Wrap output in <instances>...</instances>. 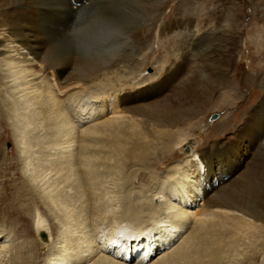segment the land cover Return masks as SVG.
<instances>
[{
    "label": "bare ground",
    "instance_id": "1",
    "mask_svg": "<svg viewBox=\"0 0 264 264\" xmlns=\"http://www.w3.org/2000/svg\"><path fill=\"white\" fill-rule=\"evenodd\" d=\"M165 2L0 0L2 107L54 217L38 213L34 225L45 236V264H238L246 244L252 264L264 247L256 244L264 231V109L256 106L259 116L223 141L189 146L181 138L232 84L241 49L225 22L233 0H212L201 22L190 0L167 15ZM154 31L164 59L145 75ZM67 41L72 50L58 53ZM29 125L38 131L30 138ZM229 127L223 121L213 130ZM177 146L184 162L162 180L155 168L176 157ZM117 202L121 209L110 210ZM113 218L116 225L103 223ZM2 242L0 264L9 252ZM30 245L33 253L17 250L10 264H39L38 245Z\"/></svg>",
    "mask_w": 264,
    "mask_h": 264
},
{
    "label": "rangeland",
    "instance_id": "2",
    "mask_svg": "<svg viewBox=\"0 0 264 264\" xmlns=\"http://www.w3.org/2000/svg\"><path fill=\"white\" fill-rule=\"evenodd\" d=\"M183 1L184 0H166L161 11L163 14L167 15L172 12L175 6L181 4ZM190 1L192 2V5H187L186 7H196V11L198 12L196 17L199 22H201L202 18H204L203 15L214 8L212 0ZM193 3L195 5H193ZM229 6L233 9V11L231 16L226 17L225 22L228 24L230 23L229 26L231 25L230 27L241 40V49L238 53L237 69L235 74L232 76V84H229L224 89H222L207 104L205 113L201 115L203 117L201 125L197 127L190 126L182 134L181 138H184L185 142H188L187 145L189 146L198 144V146H208L214 142L223 141L225 140L226 136L232 134L236 128H239L245 124L246 122L244 121L250 114H253L256 118L259 116L258 112H256V106L259 105V108L264 109V0H233L232 4H227V7ZM52 14L56 15L57 13ZM52 14L49 16H52ZM77 17L78 20L79 16L77 15ZM77 20H73V22L67 23L65 25V28L68 32L74 30ZM48 29H50V27H48ZM160 38L161 37L158 32L154 31L151 35V40L153 44H155L154 49L152 50L154 51V54L151 53V56H149L150 59L147 61L148 66L144 71L145 75L154 74L158 69L157 66L161 64L164 59L165 52L163 51V53L160 54V49H157L158 45L160 44ZM73 46L76 47V44ZM78 46L79 45L77 44V47ZM71 50L72 48L70 45H68V41L67 44H59L57 48V52L60 54L69 53ZM157 55L159 56V60L156 64H154V57ZM197 55L199 56L200 54L198 53ZM136 81H138L137 78L130 80L132 83H136ZM4 86L0 85V91L6 89ZM3 96L4 95L0 93V117L2 118L0 121V242L3 241L2 244L8 245L6 249L9 251L7 254L8 256H6L5 260L3 261V264L10 258L11 253L13 254L17 250H22L23 252L29 251V253H31L32 249L30 250L27 249L28 247H26L27 245L31 247V242L37 243V251H39L35 254L40 256L39 262L41 264H45L48 257L46 254H42V244L40 241L42 240L41 236H45L44 234L41 236L38 235L35 232L34 225L38 213L50 221L53 220V222L51 221L52 223H54V217L45 208L46 206L43 204L44 202L42 199H40L41 197L37 195L38 191L34 185L36 180L33 177V174L36 171L33 172L32 169L30 170V167L27 168L23 164L22 152L20 150V146H18L15 136L18 132H15V125H11L12 120L8 121L6 119V112L4 107H2V101L4 98ZM82 103H84V101H82ZM261 119H263V117ZM26 120H28L27 117ZM223 121L229 122L230 127L223 131H214V126L217 123ZM32 126L33 125H31V127ZM24 130L26 132V136L29 138L32 137L34 133L37 134L38 132L34 130L31 132L30 125ZM179 136L180 135L178 134L175 140H178ZM56 137L57 134L53 135L52 138L56 139ZM38 147L39 146L36 148ZM177 148H175L177 149L176 157L155 168L158 169L162 174L161 176L164 177L162 180L166 179L164 174H167L166 171L168 168L174 166L177 167V165H182L184 162L185 157L182 153L183 151L180 149V146H177ZM42 149L43 147H39L37 152L38 154L36 153L35 156L40 157L41 155L39 153L42 152ZM52 152H56V150L53 149ZM263 155L264 144L260 149V162L263 160L261 158H264ZM147 170L148 168H141L140 172ZM70 174L72 177H74V174ZM169 174L168 176H170ZM141 180L142 178L140 180L136 179L133 181V184L131 185L133 191H138L140 186L145 182ZM50 181H52V178ZM70 192H73V190L70 189ZM117 204L118 206H116ZM117 204H111L109 209L112 210L115 208L116 210H120V203L117 202ZM112 212L113 211H111V213ZM113 219H105L103 223H109L108 227L116 225L118 223V218H115L114 220ZM111 222L113 224H111ZM123 223L125 225L127 222L124 221ZM100 226L105 225L100 224ZM128 228L129 231H137L135 226L128 225ZM59 230L62 229L60 228ZM248 233L251 234L250 229L248 230ZM54 237L56 236H52L51 239ZM81 241L82 239H80V242ZM260 242L264 243V231H262L260 237L257 236L256 244L258 245ZM33 246L35 245L33 244ZM60 246L61 243H57L55 250L59 251ZM245 246V253L247 255L245 253L240 255L238 257V264L250 263V261L247 260V257L249 255L248 251L251 250V247L249 245L248 247L247 244ZM2 249L3 247H0V251ZM140 254L141 252L139 251L138 255ZM154 254L156 255V252ZM136 256L133 258L134 260L137 258ZM263 256L264 247L257 258L254 259L255 261L252 260V262L254 264H264ZM53 261L54 260L52 259L51 262ZM130 261L132 262V260ZM8 264H10V259Z\"/></svg>",
    "mask_w": 264,
    "mask_h": 264
}]
</instances>
